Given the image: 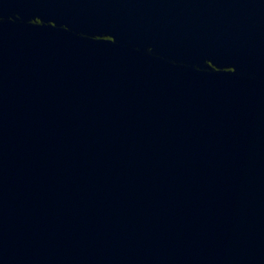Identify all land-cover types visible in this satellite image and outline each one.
Masks as SVG:
<instances>
[{"label": "water", "instance_id": "water-1", "mask_svg": "<svg viewBox=\"0 0 264 264\" xmlns=\"http://www.w3.org/2000/svg\"><path fill=\"white\" fill-rule=\"evenodd\" d=\"M0 264H264V0H0Z\"/></svg>", "mask_w": 264, "mask_h": 264}]
</instances>
